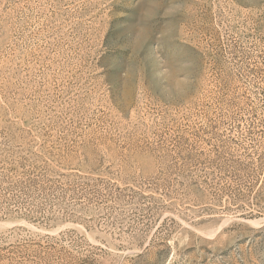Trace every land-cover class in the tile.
<instances>
[{
  "label": "rangeland",
  "instance_id": "obj_1",
  "mask_svg": "<svg viewBox=\"0 0 264 264\" xmlns=\"http://www.w3.org/2000/svg\"><path fill=\"white\" fill-rule=\"evenodd\" d=\"M0 264H264V0H0Z\"/></svg>",
  "mask_w": 264,
  "mask_h": 264
}]
</instances>
